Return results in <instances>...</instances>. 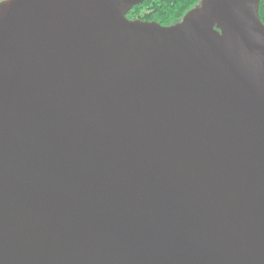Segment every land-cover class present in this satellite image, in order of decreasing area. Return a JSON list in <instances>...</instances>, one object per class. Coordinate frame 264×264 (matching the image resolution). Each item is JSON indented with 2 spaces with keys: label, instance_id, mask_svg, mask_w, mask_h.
<instances>
[{
  "label": "water",
  "instance_id": "95a60500",
  "mask_svg": "<svg viewBox=\"0 0 264 264\" xmlns=\"http://www.w3.org/2000/svg\"><path fill=\"white\" fill-rule=\"evenodd\" d=\"M143 2L0 3V264H264L260 0Z\"/></svg>",
  "mask_w": 264,
  "mask_h": 264
},
{
  "label": "trees",
  "instance_id": "16d2710c",
  "mask_svg": "<svg viewBox=\"0 0 264 264\" xmlns=\"http://www.w3.org/2000/svg\"><path fill=\"white\" fill-rule=\"evenodd\" d=\"M203 0H144L133 7L126 15L137 17V20L155 22L162 26H170L182 20L190 10L198 8ZM258 16L264 25V0H260Z\"/></svg>",
  "mask_w": 264,
  "mask_h": 264
},
{
  "label": "flooded vegetation",
  "instance_id": "af4514ba",
  "mask_svg": "<svg viewBox=\"0 0 264 264\" xmlns=\"http://www.w3.org/2000/svg\"><path fill=\"white\" fill-rule=\"evenodd\" d=\"M209 2V0H203L202 2H201V4L199 5V7L201 6V5H204V4H206V3H208ZM204 3V4H203ZM138 18L137 17H131L130 18V16H129V20H137Z\"/></svg>",
  "mask_w": 264,
  "mask_h": 264
},
{
  "label": "snow or ice",
  "instance_id": "6c2138e0",
  "mask_svg": "<svg viewBox=\"0 0 264 264\" xmlns=\"http://www.w3.org/2000/svg\"><path fill=\"white\" fill-rule=\"evenodd\" d=\"M4 2V0H0V3H3Z\"/></svg>",
  "mask_w": 264,
  "mask_h": 264
}]
</instances>
